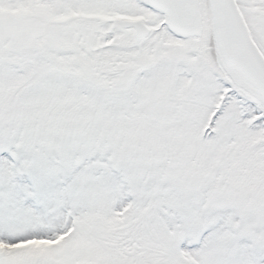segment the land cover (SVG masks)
<instances>
[{
	"label": "snow or ice",
	"instance_id": "1",
	"mask_svg": "<svg viewBox=\"0 0 264 264\" xmlns=\"http://www.w3.org/2000/svg\"><path fill=\"white\" fill-rule=\"evenodd\" d=\"M0 264H264V0H0Z\"/></svg>",
	"mask_w": 264,
	"mask_h": 264
}]
</instances>
